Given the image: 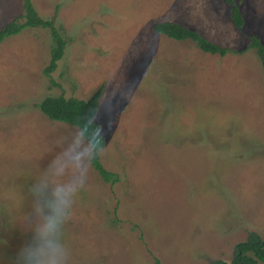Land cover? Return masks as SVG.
Returning <instances> with one entry per match:
<instances>
[{
  "label": "rangeland",
  "instance_id": "374dc122",
  "mask_svg": "<svg viewBox=\"0 0 264 264\" xmlns=\"http://www.w3.org/2000/svg\"><path fill=\"white\" fill-rule=\"evenodd\" d=\"M234 1L240 30L223 0H31L66 44L45 74L47 29L0 43V264H18L40 222L34 186L79 134L33 104L96 88L93 121L107 145L99 162L114 175L104 181L91 166L70 204L69 264H209L227 261L249 230L264 240V71L248 46L250 35L264 45V0ZM22 4L0 0V27ZM162 21L231 51L167 38L152 28ZM117 73L130 95L118 112L102 111ZM125 85L116 82L117 98Z\"/></svg>",
  "mask_w": 264,
  "mask_h": 264
},
{
  "label": "trees",
  "instance_id": "16d2710c",
  "mask_svg": "<svg viewBox=\"0 0 264 264\" xmlns=\"http://www.w3.org/2000/svg\"><path fill=\"white\" fill-rule=\"evenodd\" d=\"M223 1L228 5L232 25L240 30L243 25V18L238 10L237 4L234 0ZM22 7V14L14 17L0 27V43L11 36L19 34L22 30L27 28L40 27L47 29L51 43L48 51L49 59L43 71L46 74L55 67L57 60L62 57L66 44L65 39L54 24V16L50 18L41 17L31 0H23ZM152 28L156 33L173 40H189L204 53L216 54L222 57L227 52L231 51L226 47L208 41L195 30L174 22H155L152 24ZM249 41L248 46L255 48V53L264 71V45L259 41L258 37L254 35L249 36ZM233 51L236 52V50ZM97 96L98 88L85 99L63 96L61 94H46L38 102L34 103L33 107L38 109L48 120L73 126L79 134L89 136L93 143L99 144L100 140L96 135V132H99V127L93 121L97 107ZM89 120L93 122L95 129L91 127ZM101 141L103 142L102 136ZM91 166L104 181L114 175L103 168L99 162V156L92 162ZM4 222L3 215L0 214V225L3 227ZM3 227L1 230L6 232ZM257 263L264 264V240L255 230L247 231L243 239L235 242L231 246L230 257L227 261L220 258H212L209 261V264Z\"/></svg>",
  "mask_w": 264,
  "mask_h": 264
},
{
  "label": "clouds",
  "instance_id": "9594fccd",
  "mask_svg": "<svg viewBox=\"0 0 264 264\" xmlns=\"http://www.w3.org/2000/svg\"><path fill=\"white\" fill-rule=\"evenodd\" d=\"M126 81L124 92L117 98L116 82ZM131 84L126 76L117 73L110 85L101 110L112 103L115 111L127 101ZM89 123L95 129L92 121ZM100 143L89 136L72 137L48 162V179L34 186L38 198L40 222L35 226L31 241L18 253V264H69V249L64 242L63 228L69 217V206L85 188L92 162L107 148L96 132Z\"/></svg>",
  "mask_w": 264,
  "mask_h": 264
}]
</instances>
